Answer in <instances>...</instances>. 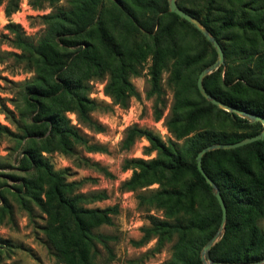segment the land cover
<instances>
[{
    "label": "trees",
    "instance_id": "16d2710c",
    "mask_svg": "<svg viewBox=\"0 0 264 264\" xmlns=\"http://www.w3.org/2000/svg\"><path fill=\"white\" fill-rule=\"evenodd\" d=\"M221 1L207 0L202 19L199 17L200 10L190 12L179 2L178 5L198 18L219 41L210 15ZM247 1L240 13L243 16L237 19V13L228 14L224 25L227 28H242L246 41L250 40V34H255L256 41H264V0ZM19 2L8 0L5 7L7 16L19 9ZM68 2L69 8H58L56 13L48 16L50 32L36 45L27 41L15 26H11L16 35V45L27 53L24 57L36 66L38 72L25 98L31 112L36 114L26 126L23 137L29 138L26 141L28 145L20 161L26 174L34 172L38 178H14L22 181L18 192L31 194L36 205L47 215L46 232L57 254L67 264H92L98 254L97 244L109 248L108 240L112 239L110 236L97 235L93 230L104 224L111 225L110 215H115L118 207H85V204L106 200L107 194L102 192L89 198L76 193L77 184L67 182L63 173L56 172L49 161L43 158V152L53 149L50 138L57 141L64 153L71 152L73 144H88L86 138L69 125L64 113L72 111L81 124L99 133L104 132V127L91 117L97 108V103L89 98L92 90L89 81L93 78L101 81L108 78L105 93L123 109L128 107L132 98L140 99V94L129 79L131 66L128 60L136 53L137 40L148 36L153 39V44L149 52L152 64L147 97L160 99L163 94V72L170 67L174 82L191 72H196L198 79L200 72L208 67L202 65L199 54L164 46L168 37L175 35L170 26L165 29L162 27L167 15L173 23L186 25L205 45L211 47L214 54L211 64L217 60V53L192 24L174 13H168V0H164L163 5L159 0H108L109 6L106 0ZM182 2L185 3L184 0ZM128 39L135 42L133 46H128ZM256 41L248 45L237 44L232 60L208 75L204 86L210 95L232 108L264 118V45L260 46ZM170 61L173 62L171 66ZM135 73L138 72L135 70ZM197 79L193 86L199 99L209 109H197L194 114L205 116L209 111L220 112L233 124L246 127L247 133L206 131L197 134L190 141L189 158H183L163 144L152 131L136 126L127 130L122 142L125 149H130L144 138L151 150H157L162 156L160 159L126 160L124 169L133 170L131 178L122 184V188L127 191H136L154 183L161 184L168 172L178 174L188 171L193 176V181L183 189H161L151 198L139 196L140 204L149 203L163 210L166 218L150 215V227L144 229L139 244L157 238V248H161L173 235H178L173 259L166 264H203L198 257V237L203 236L205 242L212 234L210 226L222 222L221 207L213 194V188L198 170V153L206 146L236 143L263 131L260 122L252 123L207 101L197 88ZM51 105H61L62 108L55 110ZM158 113L156 120L161 119L162 114ZM176 120L180 122L179 118ZM175 131L176 137L181 139L192 130ZM88 148L101 151L98 146ZM202 166L219 188L227 208L224 243L210 249L209 258L216 264L261 261L264 258V231L259 221L264 219V140L233 150L208 152L202 159ZM196 192H201L207 201H213L218 212L211 215L205 213L206 208L202 212L195 208ZM205 207L209 208V205ZM232 236H236L235 240Z\"/></svg>",
    "mask_w": 264,
    "mask_h": 264
},
{
    "label": "rangeland",
    "instance_id": "374dc122",
    "mask_svg": "<svg viewBox=\"0 0 264 264\" xmlns=\"http://www.w3.org/2000/svg\"><path fill=\"white\" fill-rule=\"evenodd\" d=\"M68 1L20 0L19 9L7 16L5 7L8 0H0V264H67L48 239L47 215L36 205L31 194L18 192L22 181L15 178H38V174L34 172L26 174L20 165L28 145L26 141L29 139L23 137L25 129L36 114L31 112L25 98L38 72L36 66L24 57L27 53L16 45V35L11 26H15L27 41L36 45L50 32L48 16L56 13L58 8H69ZM163 1L159 0L161 5ZM177 1L190 12L200 10V19L205 15L207 0H184L185 3L182 0ZM106 2L109 6L110 2ZM245 2L248 1L222 0L217 9L211 12L210 18L217 38L225 50L224 65L232 60L237 44L248 45L256 41L255 34H250V40L246 41L242 28H227L224 25L228 14L237 13V19L243 16L240 13ZM168 13L171 12L168 10ZM168 26L175 31V35L168 37L164 42L165 47L195 52L199 54L202 65H211L214 58L211 47L205 45L186 25L173 23L167 15L162 27L165 29ZM256 42L260 46L264 45L262 40ZM134 43L131 39L127 40L130 47ZM136 43V53L128 60L131 66L129 79L140 94V99L132 98L128 107L123 109L105 93L108 78L105 81L93 78L89 81L92 86L89 98L97 103V108L91 113V117L104 127V132L99 133L86 127L79 122L74 112L67 111L64 115L69 125L75 127L88 144H73L72 151L64 153L57 141L50 138L53 149L42 153L43 158L49 161L56 172L63 173L67 182L77 184L76 193L85 194L89 198L102 192L107 194L106 200L85 204V207H118V212L110 215L111 225L104 224L93 230L97 235L110 236L112 239L108 240L109 248L97 244L98 254L92 264H166L173 259L174 246L178 241V235H173L161 248H157V238L139 244L144 236V229L150 227V215L166 219L163 210L149 203L140 204L139 196L151 198L161 189H183L193 181V176L188 171L178 174L168 172L162 178L161 184L154 183L136 191L123 189L122 184L133 174L132 169H124L126 160L162 158L160 152L151 150L150 144L144 138L139 139L130 149H125L122 142L129 128L136 126L152 131L163 144L183 158H189L190 141L197 134L206 131L236 134L248 132L246 127L233 124L220 112L209 111L205 116L194 114L197 109H209L207 104L199 99L193 86L194 80L197 79L196 72L187 73L180 81L174 82L170 67L163 72V94L160 99L147 97L150 89L149 69L152 64L149 52L153 39L148 36L146 39L137 40ZM172 63L170 61L169 65ZM135 70L138 73H135ZM51 107L55 110L62 108L61 105ZM158 112L162 114L160 120H156ZM175 118H179L180 122L174 121ZM176 129L192 131L178 139ZM88 146H98L101 151H92ZM194 203L195 208L201 212L206 208V214L213 215L218 212L213 201H207L201 192H196ZM207 205L209 208L205 207ZM202 214L204 216V213ZM221 225L222 222H215L210 226L212 234L205 242L203 236L198 237V257L202 258L204 247L220 231L213 247L218 244L222 246L226 229L221 228ZM259 226L264 231V219L259 221ZM236 236H232V239L235 240ZM206 261L210 264L208 258Z\"/></svg>",
    "mask_w": 264,
    "mask_h": 264
},
{
    "label": "water",
    "instance_id": "95a60500",
    "mask_svg": "<svg viewBox=\"0 0 264 264\" xmlns=\"http://www.w3.org/2000/svg\"><path fill=\"white\" fill-rule=\"evenodd\" d=\"M168 3H169V12L176 14L180 18H182V19L186 20L187 22H189L190 24H192L205 37V39L211 43L212 47L214 48V50L217 53V60L213 64H211L210 66L204 68L198 76L197 88H198L200 94L207 101H209L211 104H213L214 106H216V107H218V108H220L226 112L237 114L240 117L249 119L251 122H260L263 125V131L256 136L245 138V139H243L239 142H236V143L212 144V145L206 146L197 155L196 162H197L198 170L202 174V176L205 178L206 182L213 188V194H214L215 198L217 199V201L221 207V211H222L221 228H224L226 221H227V208H226L224 199L221 195L219 188L214 183V181L206 174V172L202 166V159L208 152H211V151L233 150V149H237V148L249 145L251 143L257 142V141L264 140V118L257 116V115H254V114L239 111L235 108H232L231 106L225 104L221 100H218L217 98L213 97L212 95H210L206 91V88L204 86L205 78L208 75H210L212 72L218 70L221 66H224V64H225L224 50H223L221 44L219 43V41L210 33V31L201 23V21L198 18H196L195 16H192L189 12L183 10L178 5L177 0H168ZM220 232L218 234H216L208 242V244L204 247L203 253H202V258H201L202 262L204 264H208L206 261L207 258H208V261L210 262V264H216L209 258L208 252L213 247L216 240L218 239ZM235 264H264V260L259 261V262H254V263L240 262V263H235Z\"/></svg>",
    "mask_w": 264,
    "mask_h": 264
},
{
    "label": "clouds",
    "instance_id": "9594fccd",
    "mask_svg": "<svg viewBox=\"0 0 264 264\" xmlns=\"http://www.w3.org/2000/svg\"><path fill=\"white\" fill-rule=\"evenodd\" d=\"M0 20H2V13H0Z\"/></svg>",
    "mask_w": 264,
    "mask_h": 264
}]
</instances>
